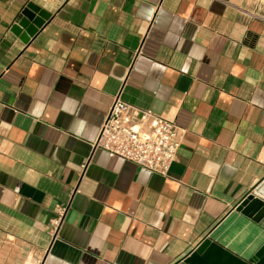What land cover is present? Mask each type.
I'll list each match as a JSON object with an SVG mask.
<instances>
[{"label":"crops","instance_id":"1","mask_svg":"<svg viewBox=\"0 0 264 264\" xmlns=\"http://www.w3.org/2000/svg\"><path fill=\"white\" fill-rule=\"evenodd\" d=\"M29 2L51 17L25 43ZM121 90L184 130L167 175L93 150ZM263 178L264 0H0V264L248 260Z\"/></svg>","mask_w":264,"mask_h":264},{"label":"built area","instance_id":"2","mask_svg":"<svg viewBox=\"0 0 264 264\" xmlns=\"http://www.w3.org/2000/svg\"><path fill=\"white\" fill-rule=\"evenodd\" d=\"M184 130L173 120L114 96L93 150L103 149L110 157H119L151 173L167 175L183 144ZM60 207L53 224L60 225L66 214Z\"/></svg>","mask_w":264,"mask_h":264},{"label":"water","instance_id":"3","mask_svg":"<svg viewBox=\"0 0 264 264\" xmlns=\"http://www.w3.org/2000/svg\"><path fill=\"white\" fill-rule=\"evenodd\" d=\"M50 17L49 12L29 2L23 9L21 18L11 30L23 42L28 43ZM236 209L264 228V178L236 205ZM183 263L264 264V244L250 259L246 260L219 245L213 239L206 238L184 259Z\"/></svg>","mask_w":264,"mask_h":264}]
</instances>
